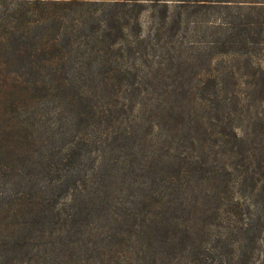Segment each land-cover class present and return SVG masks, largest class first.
Instances as JSON below:
<instances>
[{
    "label": "trees",
    "instance_id": "16d2710c",
    "mask_svg": "<svg viewBox=\"0 0 264 264\" xmlns=\"http://www.w3.org/2000/svg\"><path fill=\"white\" fill-rule=\"evenodd\" d=\"M195 1L0 0V264H264V0Z\"/></svg>",
    "mask_w": 264,
    "mask_h": 264
},
{
    "label": "rangeland",
    "instance_id": "374dc122",
    "mask_svg": "<svg viewBox=\"0 0 264 264\" xmlns=\"http://www.w3.org/2000/svg\"><path fill=\"white\" fill-rule=\"evenodd\" d=\"M233 1H236V0H233ZM233 1H230V0H196L195 1L196 5H194V7L196 6L197 9H204V7H205L207 9V6L209 7L212 5L211 7H214V5H215L216 8H220L221 10L225 11L226 9H231L233 7H236V6H233V5H236L235 3H233ZM198 4H201V5H198ZM226 11H228V10H226ZM219 16L220 15L213 16L210 13L206 14L204 12L198 14L199 20L203 22L202 25H206V24L212 25V24L221 22L220 21L221 17H219ZM139 21L141 22L142 28L145 29L148 26L147 14L142 13L139 17ZM241 81H242V79H241ZM258 112L261 114V117L264 118V99H260V102L258 104ZM85 166H86V164H85ZM263 244H264V233L260 234L254 243V247L257 249V251H255V252L258 253L259 250L262 251V249H264ZM257 256L258 255L255 253L252 255V257H251V263L252 264H262V262H261L262 258H260L261 256H259L258 258H257Z\"/></svg>",
    "mask_w": 264,
    "mask_h": 264
}]
</instances>
